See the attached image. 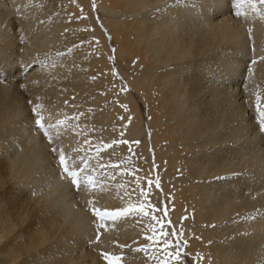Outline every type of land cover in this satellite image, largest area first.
Returning a JSON list of instances; mask_svg holds the SVG:
<instances>
[{"label": "bare ground", "instance_id": "obj_1", "mask_svg": "<svg viewBox=\"0 0 264 264\" xmlns=\"http://www.w3.org/2000/svg\"><path fill=\"white\" fill-rule=\"evenodd\" d=\"M68 2L72 17L64 12L62 18L46 2L36 9L38 0H0V77H7L0 83V264H106L101 250L122 253V264H151L142 253L118 247L143 243L148 221H117L101 244H90L88 217L73 211L72 197L57 191L54 180L47 187L56 160L33 132L28 99L43 104L53 122L69 117L63 146L69 153L87 149L94 166L123 160L130 173L123 157L132 142L140 156L135 163L143 166L137 176H159L163 192L154 187L152 199L160 204L167 198L173 225L183 226L189 241L185 250L191 257L203 254L201 264H264V140L253 125L254 92L264 103V61L258 59L264 21L243 22L228 0H197L205 13L199 21L197 12L173 7L175 0H95L102 22L92 0ZM48 18L54 23L42 27ZM72 29L90 40L91 61L57 60L54 46L68 40L57 36ZM46 56L54 67L35 66L27 79L16 71ZM248 57L257 58L256 65H247ZM116 60L122 62L117 71ZM120 139L128 144L95 156L97 144ZM114 174L115 181L106 178L109 190L98 194L104 207L124 206L118 184L135 186L130 174Z\"/></svg>", "mask_w": 264, "mask_h": 264}, {"label": "snow or ice", "instance_id": "obj_2", "mask_svg": "<svg viewBox=\"0 0 264 264\" xmlns=\"http://www.w3.org/2000/svg\"><path fill=\"white\" fill-rule=\"evenodd\" d=\"M93 7L95 8V0H93ZM167 7L169 6H165V9H157V11H164ZM173 7L180 8L181 11L189 14L197 12V15L193 16L194 20L199 21L205 15L204 6L199 4L197 0H175ZM208 7L212 6L209 5ZM228 7L234 16L241 18L245 23L256 19L264 21V0H228ZM101 27H103L102 24ZM246 31L247 35L251 36L253 29L248 27ZM68 51L71 53L72 49ZM252 51L255 53V47L252 48ZM63 55L64 53H57V56ZM49 59H51L49 56H46L43 60L35 58L32 62L22 63L16 71L21 73L24 79H27V74L36 70L35 66L41 69L49 66L54 67L55 60L49 65L47 62ZM258 59L264 61V55H260ZM256 63L257 58H254L252 65H256ZM4 71V68L0 67V73ZM252 74L253 70L249 69V79H251ZM5 79H7L6 76L0 77V83H3ZM19 86L25 91L28 90L26 84L21 83ZM247 87V84H245L246 90ZM121 91H127L126 86ZM254 95L255 111L258 117L257 131L264 134V103H261V94L258 91L254 92ZM27 103L32 105L30 112L32 114L33 132L42 135L47 141L49 152L56 160L55 167L47 177V187L52 188V181L54 180L57 191L72 197L73 211L76 213L82 211L88 217L87 224L91 226L94 233V238L89 241L90 244H101V236L112 230L117 221H124L130 217L142 218L149 222L148 227L144 229V242L139 243L134 239L132 244H118L121 250L131 249L133 252L142 253L151 264H187L189 258L193 260V264H201V261L204 260L203 254L197 253L195 257H191V254L185 250L188 248L189 241L184 235L183 226L177 228L173 225L169 216L167 198L160 204L153 203V188L155 187V189L163 192L158 175L155 178L139 177L135 169H132L129 173L127 168H122L123 160L119 163L99 164V169L107 168L109 171L98 170V167L91 163V160L95 157L87 155V149L75 147L69 153L63 146L61 137L70 127L69 117L57 118L53 122L51 114L45 116L43 104H34L32 99H28ZM122 107L127 110V105H122ZM71 119L77 120L78 116ZM130 119L129 117V121ZM78 126V124L72 125L73 130ZM77 134L79 135V133ZM122 135L123 133H121ZM84 143L91 144L87 139ZM134 143L138 145L140 142L135 141ZM115 144H128V141L120 139L113 140L110 143L97 144L95 146V156L99 157L102 152L113 148ZM128 159L130 161L132 158L129 157ZM116 171H119L121 175L130 174L134 177L135 186L129 190L123 183L118 184V188L123 189V194L119 198L124 202V206L104 207L99 203L98 194L109 190L106 178L110 177L111 180L115 181L116 176L114 173ZM233 175H236V173H233ZM32 194L36 195L37 193L33 192ZM133 194H136L135 200L132 199ZM182 219L186 220L188 217H182ZM249 219L254 218L249 217ZM134 244L138 246L133 247ZM100 256L106 261V264H122L123 261L122 253L117 254L101 250Z\"/></svg>", "mask_w": 264, "mask_h": 264}, {"label": "rangeland", "instance_id": "obj_3", "mask_svg": "<svg viewBox=\"0 0 264 264\" xmlns=\"http://www.w3.org/2000/svg\"><path fill=\"white\" fill-rule=\"evenodd\" d=\"M32 3L33 2H37V0H35V1H33V0H30ZM44 0H38V3H37V5H36V9L37 8H41V6H43L42 8H45L44 6H47L48 7V5L49 6H52L55 10L53 11V13H52V15H54L55 13L57 14H63L62 16H60V17H62V18H64V17H66V15L67 14H69V15H67V17L69 16L70 17V13H72L71 11H70V9H69V2H68V0H45L44 2H43ZM93 1V0H92ZM46 2V4H48V5H46V4H44ZM52 2V3H54V4H50V3ZM43 5H42V4ZM33 5V4H32ZM39 5H40V7H39ZM54 5V6H53ZM77 7L79 8V10L82 12V13H84V14H87V12H86V8L84 7V6H81L80 5V3H78L77 2ZM68 10V11H67ZM94 10H95V13H96V16L98 17V19L102 22V20L104 19V16H103V13L100 11V10H98V8L95 6V8H94ZM64 12L65 13H67L66 15L64 14ZM55 14V15H56ZM71 17H72V15H71ZM52 23H54V22H52V19H50V18H48L46 21H45V24L42 26V27H45V26H50ZM76 26H78V27H83L84 25L83 24H78V25H76ZM69 27V26H68ZM67 27V28H68ZM66 28V29H67ZM92 28H93V25H92ZM96 28V26L94 27V29ZM65 29V30H66ZM65 30H63L57 37L58 38H60L61 40H63L64 41V39H62L63 37H66L68 40L65 42V44H63V46L62 47H57V46H54V47H56L57 49H59L58 51L60 52V53H64V55L63 56H57V54H56V56H57V60H59L61 57H64V56H68V55H71V58L72 59H76V58H83L84 60H89V61H91L92 59H91V55H90V53H89V49H87V48H85V45L87 44V43H89L90 42V40H88V37H86V35L85 34H81L78 30H74V29H72L71 31H65ZM106 32V31H105ZM107 36H108V38H109V45H110V48L112 49V52H114V47H115V45H116V43H115V41H114V39L110 36V31L109 32H107ZM88 41V42H87ZM62 48V49H61ZM69 49H72V52L71 53H69ZM30 58V57H29ZM68 58H70V57H67V59ZM70 58V59H71ZM51 59H53V58H51ZM77 60H79V59H77ZM70 61V60H69ZM115 63H116V65H115V69H116V71H117V69H119L118 68V65L119 64H122V62L121 61H119V60H116L115 61ZM66 66V65H65ZM138 73V71L136 72V74ZM92 78H95V77H93L92 76ZM94 83H96V87H98L99 86V83L97 82V80H95L94 81ZM110 103V106H112V102H109ZM129 145L131 146V149H130V152L126 155V156H124L123 158H124V160H125V162H126V165L129 167V168H131V169H135V170H137V172H136V174L137 175H139V173H140V171L142 170V168H143V166L141 165V166H139V165H136V163H135V161H136V159H140V156H139V154H138V152L136 151V150H134V148H133V145H132V142H129ZM129 157H131L132 159L129 161ZM115 159H120L119 157H115ZM153 203H157V204H159L158 203V201L156 202V200H154L153 201Z\"/></svg>", "mask_w": 264, "mask_h": 264}]
</instances>
